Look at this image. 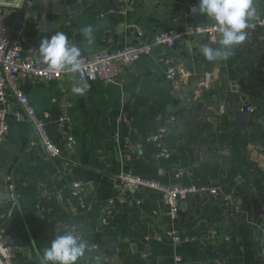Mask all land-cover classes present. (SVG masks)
<instances>
[{"label": "crops", "instance_id": "obj_1", "mask_svg": "<svg viewBox=\"0 0 264 264\" xmlns=\"http://www.w3.org/2000/svg\"><path fill=\"white\" fill-rule=\"evenodd\" d=\"M25 2L0 0L14 26L25 24V50L57 32L83 55L151 49L131 65L119 64L118 84L87 81L83 96L71 91L77 76L26 78L22 90L60 149L56 158L22 105L9 98L8 133L0 141V223L15 247L14 264H39L67 226L90 245L79 264H264V39L248 38L230 59L208 62L200 45L218 47L220 35L211 41L195 34L171 48L155 44L166 30L215 24L188 14L199 0H27L21 11ZM254 7L264 16V0ZM87 25L97 29L90 48L81 32ZM166 57L190 70L185 81L165 77ZM211 70L216 75L206 82ZM63 98L70 102L72 144L57 128ZM163 126L160 143L148 140ZM124 173L163 186H214L218 194L188 195L171 219L158 190H119ZM168 229L182 242L174 243Z\"/></svg>", "mask_w": 264, "mask_h": 264}, {"label": "built area", "instance_id": "obj_2", "mask_svg": "<svg viewBox=\"0 0 264 264\" xmlns=\"http://www.w3.org/2000/svg\"><path fill=\"white\" fill-rule=\"evenodd\" d=\"M189 8V15L194 16ZM12 11L9 8L0 10V141L6 138L8 133V124L6 121V104L10 97L15 98L24 108L28 117L34 125L35 132L43 141L45 151L51 158L60 155V149L56 147L48 137L46 126L43 121L39 120L35 114L33 106L30 104L27 94L22 90V85L28 76L43 78L47 80H61L69 74L55 73L48 70L47 65L40 62V54L36 47L24 48V31L25 24L19 22L17 26L11 23ZM250 27L247 29L248 38L264 39V16L256 14V18L251 20ZM139 30V27H137ZM195 34H206L211 41H215L219 36L216 24L193 25L186 30L169 29L160 33L155 44L165 45L171 48L180 39H185ZM150 46H126L112 51L102 50L90 55H83L82 63L84 68L76 76L81 81H100L104 84L119 83V64L131 65L141 56L150 52ZM166 69L165 77L175 84L185 81L190 70L181 63H174L169 57L165 58ZM215 70L206 74V82L214 79ZM70 102L63 98L60 103L61 114L57 121L58 132L63 139L69 144L74 142L71 129ZM247 111L253 112L251 107ZM168 131L167 127H161L156 133L152 134L148 140L160 143L161 138ZM161 155L168 156L169 153L163 151ZM119 190L136 191L143 187H149L158 190L161 193L162 202L166 207V215L175 219L179 210V203L185 200L190 194H204L216 196L218 189L214 186H163L153 181L141 179L134 175L124 173L119 175L116 180ZM74 187L78 190L83 189L81 183L76 182ZM234 206V201L228 199L226 202ZM167 233L171 236L174 243L182 242V238L175 231L168 229ZM15 247L11 243V238L0 223V264H14ZM179 261L180 259L177 258Z\"/></svg>", "mask_w": 264, "mask_h": 264}, {"label": "clouds", "instance_id": "obj_3", "mask_svg": "<svg viewBox=\"0 0 264 264\" xmlns=\"http://www.w3.org/2000/svg\"><path fill=\"white\" fill-rule=\"evenodd\" d=\"M191 11L194 14L205 15L215 22L220 39L218 47L201 44L200 51L208 62L226 61L235 54V49L248 39L247 29L250 21L256 18L254 0H199ZM93 25L81 29L84 36V48L95 44ZM40 62L47 65L50 72L67 73L76 80V74L84 68L82 63L83 49L71 42L64 32H57L51 38H42L38 47ZM87 81L76 82L72 93L83 96L90 91ZM90 251L88 240L74 231L71 226L65 227L63 234L57 235L50 247L43 250L39 264H79Z\"/></svg>", "mask_w": 264, "mask_h": 264}, {"label": "water", "instance_id": "obj_4", "mask_svg": "<svg viewBox=\"0 0 264 264\" xmlns=\"http://www.w3.org/2000/svg\"><path fill=\"white\" fill-rule=\"evenodd\" d=\"M26 3H27V0H26L25 4L22 6L21 11H24Z\"/></svg>", "mask_w": 264, "mask_h": 264}]
</instances>
